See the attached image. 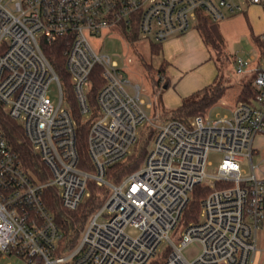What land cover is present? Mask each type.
Listing matches in <instances>:
<instances>
[{
  "label": "built area",
  "instance_id": "built-area-1",
  "mask_svg": "<svg viewBox=\"0 0 264 264\" xmlns=\"http://www.w3.org/2000/svg\"><path fill=\"white\" fill-rule=\"evenodd\" d=\"M249 5L264 10V0H0V102L46 169L36 174L26 167L0 129V258L15 256L18 264H256L264 179L252 159L255 139L264 134V58L258 53V64L248 67V58L234 57L237 74L255 75L254 95L230 114L163 121L150 118L152 103L145 104L142 88L92 43L121 31L162 45L196 28L199 12L221 22ZM54 43L63 47L77 108L90 123L83 164L77 121L45 53ZM146 127L153 137L144 163L120 182L110 181V167L132 153ZM210 152L222 154L214 175L208 173ZM246 160L251 174L242 168ZM91 182L108 188V196L80 228L76 246L62 252L48 189L75 211L90 197ZM199 185L210 191L197 219L186 223ZM192 244H200L201 253L189 261L184 251Z\"/></svg>",
  "mask_w": 264,
  "mask_h": 264
},
{
  "label": "rangeland",
  "instance_id": "rangeland-1",
  "mask_svg": "<svg viewBox=\"0 0 264 264\" xmlns=\"http://www.w3.org/2000/svg\"><path fill=\"white\" fill-rule=\"evenodd\" d=\"M257 11H253L252 16L256 19L253 24V30L257 33L264 32L263 19L258 20ZM261 16L263 15L262 10L260 11ZM221 33L226 43V51H215L207 46L210 53V58L217 67V77L215 78L216 84H221L227 87V93L225 97L213 108H211L206 114L207 117L214 119L216 116L230 114V109L234 108L239 101H237V95L245 86H250L253 89V83L255 75L250 72L239 75L235 71L233 58L237 55L248 58L250 63L248 67H254L260 61L258 53L253 49L250 41L249 28L246 23V19L241 14H236L226 18L219 23ZM193 29H196L195 27ZM112 32L104 33L97 39H92V43L95 48L102 52L110 55L118 64L125 68L126 72L133 85H139L142 88L141 98L145 104L152 103V108L147 109L150 118L156 116L163 121H168L172 118L173 108L176 107V102L182 99V83L187 79L190 74H195L194 79H197V75L201 74L203 80H207L206 74L200 72L198 68H187L176 67L175 71L166 69L160 71L159 61L161 57L158 55H152L151 44L148 41L142 40L136 36L135 40L128 41L126 35H123L121 31L118 34ZM185 51V48H184ZM162 56V55H161ZM131 59V62L128 61ZM146 64H151L147 66ZM261 64L264 67V60H261ZM164 66V63L162 64ZM165 67V66H164ZM247 68V67H246ZM182 80L177 83L175 78L177 74ZM160 75L163 77V81H160ZM176 85L174 86V84ZM168 84V88H164V85ZM213 84V83H212ZM133 93V90H131ZM50 96L53 103L58 102V90L55 84L50 87ZM202 93L200 91L190 93L183 97V101H197L201 98ZM243 101H248L243 100ZM264 138V134H260L255 139V150L253 151V164L256 166V173L260 179H264V146L261 141ZM222 154L219 152H210L209 162L212 167L208 168V173L214 175L216 167ZM242 168L246 169L248 174H251L250 162L248 160L242 162ZM213 180L208 179L205 184L208 186L213 185ZM264 223V221H263ZM262 223L261 238L264 239V224ZM181 231V230H179ZM261 242V241H260ZM262 249V243L260 247ZM201 253L200 244H192L184 251L185 257L189 261H194ZM258 261L260 257H257ZM19 258L15 256H8L3 259L0 258V264H18ZM263 262V261H262Z\"/></svg>",
  "mask_w": 264,
  "mask_h": 264
},
{
  "label": "trees",
  "instance_id": "trees-1",
  "mask_svg": "<svg viewBox=\"0 0 264 264\" xmlns=\"http://www.w3.org/2000/svg\"><path fill=\"white\" fill-rule=\"evenodd\" d=\"M241 15L246 17V11L241 13ZM219 23L220 22H214L208 15L199 12L196 29L199 31L206 46L215 51H223L227 53L226 43L221 33ZM249 33L254 49L260 54V58L263 59L264 40H261L260 35H255L251 28L249 29ZM126 37L128 41H132L136 39V34ZM150 44L152 55L161 54V44H155L152 42ZM45 53L61 80L64 95L70 103L71 113L77 121L78 147L83 164L89 160L86 139L90 123L80 114L77 108L76 101L70 87L68 73L64 67L65 58L63 55V47L58 43H54L45 49ZM146 65L150 66L151 64ZM159 68L160 71H164L165 69L164 66ZM165 86L168 87L169 85L166 84ZM227 90V87L221 84H216V82L208 85L200 91L202 96L199 100L190 102L184 101L180 107L173 110L172 118L180 121H187L196 116L206 115L211 108L217 105L225 97ZM96 94V90L89 94V100L92 106L96 104ZM253 95L254 90L250 88V86H245L237 95V101L240 102L250 99ZM0 129L8 143L20 155L26 167L36 174L40 173V170L46 171L44 165L40 161V158L32 151L30 142L24 133L22 125L8 115L1 102ZM152 137L153 131L146 127L145 130L141 132L137 143L133 147L132 153L124 160L110 167L107 175L108 179L114 183H118L126 175L139 169L144 163L146 155L149 151ZM89 189L91 192L90 197L75 211L64 209L61 205L56 189H48L46 202L54 214L55 220L59 224L63 233V240L61 241L62 252L70 250L76 246L80 235V228L84 226L90 214L94 212L108 196V188L106 187H98L91 182L89 184ZM209 191V188L205 185H199L194 189L189 206L184 213V220L186 223L197 219L200 213V201L209 193Z\"/></svg>",
  "mask_w": 264,
  "mask_h": 264
},
{
  "label": "crops",
  "instance_id": "crops-1",
  "mask_svg": "<svg viewBox=\"0 0 264 264\" xmlns=\"http://www.w3.org/2000/svg\"><path fill=\"white\" fill-rule=\"evenodd\" d=\"M262 10L263 15L261 16L260 11ZM246 11V23L248 28L252 29L255 35H261L264 32L257 33L253 29V24L256 22V19L252 16L253 11H257V18L258 20L263 19L264 22V10L262 5H249L245 9ZM251 41V39H250ZM252 44V41H251ZM253 47V44H252ZM185 48V51H184ZM254 49V47H253ZM255 50V49H254ZM162 55V56H161ZM161 57L159 61V67L162 66L164 63V68L171 69V71H175L176 67H181L183 69H187L193 67L198 68L200 72H204L206 74L207 80H203L202 75L199 74L194 79L195 74H190L187 79L182 83V99L176 102V107L173 109H177L182 105L183 97L190 93L198 92L207 87L208 85L214 83L215 78L217 77V67L213 63L210 58L209 50L207 49L206 44L204 43L199 31L197 29H191L188 33L173 38L165 43L162 44V52L159 55ZM234 59V58H233ZM164 69V70H165ZM177 74V73H176ZM252 74V73H251ZM183 77L177 74L175 81L179 83ZM176 83L174 84V86ZM165 87V85H164ZM169 87V86H168ZM166 86V88H168ZM262 146H264V138L261 141ZM264 224V223H263ZM262 229V228H261ZM260 229V230H261ZM261 232L258 233V250L256 254L255 262L256 264H264V239L260 236ZM261 241V242H260ZM260 243H262V249L260 248ZM260 257L258 261L257 257ZM263 261V262H262Z\"/></svg>",
  "mask_w": 264,
  "mask_h": 264
},
{
  "label": "water",
  "instance_id": "water-1",
  "mask_svg": "<svg viewBox=\"0 0 264 264\" xmlns=\"http://www.w3.org/2000/svg\"><path fill=\"white\" fill-rule=\"evenodd\" d=\"M164 88H166V86Z\"/></svg>",
  "mask_w": 264,
  "mask_h": 264
}]
</instances>
